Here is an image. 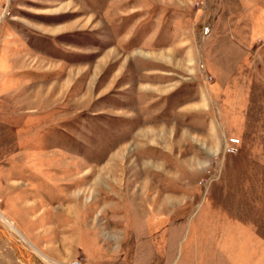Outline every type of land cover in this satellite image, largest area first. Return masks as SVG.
<instances>
[{
	"label": "rangeland",
	"instance_id": "1",
	"mask_svg": "<svg viewBox=\"0 0 264 264\" xmlns=\"http://www.w3.org/2000/svg\"><path fill=\"white\" fill-rule=\"evenodd\" d=\"M9 237L264 264V0H0V264H25Z\"/></svg>",
	"mask_w": 264,
	"mask_h": 264
},
{
	"label": "bare ground",
	"instance_id": "2",
	"mask_svg": "<svg viewBox=\"0 0 264 264\" xmlns=\"http://www.w3.org/2000/svg\"><path fill=\"white\" fill-rule=\"evenodd\" d=\"M12 241H13V243H14V245H15V247H16V249H17V251H18V253H19V255L21 254L22 255V257H23V261L25 262V264H29V260H28V257H27V254H26V251L25 250H23L22 249V247L19 245V247H18V244L11 238V237H9ZM11 243V242H10ZM20 251V252H19Z\"/></svg>",
	"mask_w": 264,
	"mask_h": 264
},
{
	"label": "water",
	"instance_id": "3",
	"mask_svg": "<svg viewBox=\"0 0 264 264\" xmlns=\"http://www.w3.org/2000/svg\"><path fill=\"white\" fill-rule=\"evenodd\" d=\"M18 247H19V245H18ZM20 252V251H19ZM20 257L23 259V257H22V255L20 254Z\"/></svg>",
	"mask_w": 264,
	"mask_h": 264
}]
</instances>
